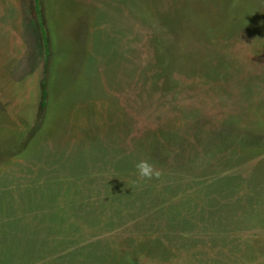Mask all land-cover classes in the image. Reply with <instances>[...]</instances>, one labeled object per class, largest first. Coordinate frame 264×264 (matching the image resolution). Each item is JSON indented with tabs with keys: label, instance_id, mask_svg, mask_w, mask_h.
<instances>
[{
	"label": "rangeland",
	"instance_id": "374dc122",
	"mask_svg": "<svg viewBox=\"0 0 264 264\" xmlns=\"http://www.w3.org/2000/svg\"><path fill=\"white\" fill-rule=\"evenodd\" d=\"M263 181L264 0H0V264H264Z\"/></svg>",
	"mask_w": 264,
	"mask_h": 264
},
{
	"label": "crops",
	"instance_id": "0c3cea01",
	"mask_svg": "<svg viewBox=\"0 0 264 264\" xmlns=\"http://www.w3.org/2000/svg\"><path fill=\"white\" fill-rule=\"evenodd\" d=\"M222 189V188H221ZM224 189V188H223ZM234 188H232V189H229V188H225L224 189V191L227 193V192H231V193H234L235 194V200H236V202L234 203L235 205H237V204H239L240 206H241V204H242V200H241V196H243V197H248L246 200H245V202L247 201V200H249L250 199V196L253 198V197H257V198H259V196H262V195H264V181L263 182H260V189H256V188H250V189H243V194H239V193H236L235 191V189L233 190ZM256 190H259V191H261V192H258L257 194H256ZM233 191V192H232ZM263 199H264V197L263 198H261L260 200H258L255 204H253L252 203V205H254V207L256 208L257 207V205H259V204H261L262 202H263ZM244 203V202H243ZM240 208H242L243 209V205L240 207ZM234 210V209H233ZM240 213H242V210L240 211ZM212 216V215H211ZM210 216V217H211ZM239 220L238 221H241V220H243V216H242V214H240L239 216ZM237 217V218H238ZM206 218H207V216H206ZM250 220H251V218H250ZM207 222H208V218H207ZM201 238H204V237H201Z\"/></svg>",
	"mask_w": 264,
	"mask_h": 264
},
{
	"label": "clouds",
	"instance_id": "9594fccd",
	"mask_svg": "<svg viewBox=\"0 0 264 264\" xmlns=\"http://www.w3.org/2000/svg\"><path fill=\"white\" fill-rule=\"evenodd\" d=\"M136 168L141 177L151 178L153 175H159V173L154 170V167L146 160L138 162Z\"/></svg>",
	"mask_w": 264,
	"mask_h": 264
},
{
	"label": "trees",
	"instance_id": "16d2710c",
	"mask_svg": "<svg viewBox=\"0 0 264 264\" xmlns=\"http://www.w3.org/2000/svg\"><path fill=\"white\" fill-rule=\"evenodd\" d=\"M34 1H36V0H34ZM133 264H138V263H133Z\"/></svg>",
	"mask_w": 264,
	"mask_h": 264
}]
</instances>
